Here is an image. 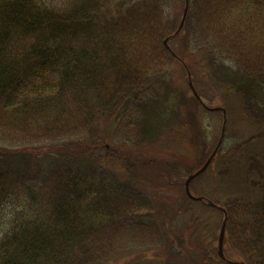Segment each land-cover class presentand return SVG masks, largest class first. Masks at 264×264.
Wrapping results in <instances>:
<instances>
[{
	"label": "trees",
	"instance_id": "obj_1",
	"mask_svg": "<svg viewBox=\"0 0 264 264\" xmlns=\"http://www.w3.org/2000/svg\"><path fill=\"white\" fill-rule=\"evenodd\" d=\"M171 3L0 0V142L13 147L0 149V214L10 213L0 264H124L129 251L162 248L164 231L153 215L158 204L119 175L112 160L100 155L88 161L84 143L99 147L87 140L94 127L116 121L124 142L151 138L152 104L161 97L154 87L169 63L184 62L181 50L203 53L208 70L230 78L242 100L252 97L251 90L264 92V0H182L181 16L188 4L182 27ZM243 113L264 121L257 103ZM36 153L46 155L44 166ZM122 166L139 175L130 163ZM248 169L256 178L248 182L242 170L238 177L252 194L212 204L184 191L183 199L202 207L183 200L181 208L158 209L171 214L186 208L198 220L206 208L223 218V207L224 240L240 263L264 264V171L253 163ZM188 234L185 229L184 238Z\"/></svg>",
	"mask_w": 264,
	"mask_h": 264
},
{
	"label": "rangeland",
	"instance_id": "obj_2",
	"mask_svg": "<svg viewBox=\"0 0 264 264\" xmlns=\"http://www.w3.org/2000/svg\"><path fill=\"white\" fill-rule=\"evenodd\" d=\"M171 2V10L178 21L182 0ZM181 52L186 53L184 62L190 67L191 74L178 60L172 61L165 68L168 74L161 84L157 83L154 87L155 94L161 97L160 101L152 104L157 109L154 112H157L155 116L150 115L152 125H148V128L154 132L151 138L147 136L137 142H124L115 133L116 121H107L94 127L92 137L87 138L93 143L98 142V149L93 148L91 143H84V153L90 156L89 162L96 163L100 155L108 161L112 160L115 167L118 166L116 169L119 175L136 183L158 204L153 215L164 231L162 248L146 252L129 251L120 260L124 264H225L216 255L222 219L220 213L206 208L208 213L197 220L190 216L186 208L183 209L185 212L176 209L171 214L158 209L165 205L181 208L182 205L178 204L183 200L188 202L187 206L196 209L202 207L199 202L183 199L184 183L187 176L203 165L215 149L224 118L227 128L224 140L219 145L220 150L206 170L189 185L192 196L224 204L240 193L252 194V188L243 178L248 176V182L256 178L249 172L250 163L264 171V121L257 122V119L243 113L244 107L252 103L264 107V92L251 90L252 97L243 101L240 94L234 92L227 83L230 78L220 77L218 73L212 74L208 70L203 53L192 50ZM189 80L201 93L203 103L216 109L215 112L203 110L195 102ZM219 109L224 110L225 116ZM11 148L0 142V149ZM115 152L121 158L129 159L123 161L114 157ZM36 155V161L44 166L46 155ZM123 163H130V169L139 175L136 177L126 169L122 170ZM240 170L243 171L242 178L238 177ZM9 218L8 211L0 214V237L8 226ZM185 229L189 231L186 238L183 235ZM223 245L227 261H241L240 255L230 249L224 239ZM206 258L211 259V262Z\"/></svg>",
	"mask_w": 264,
	"mask_h": 264
},
{
	"label": "water",
	"instance_id": "obj_3",
	"mask_svg": "<svg viewBox=\"0 0 264 264\" xmlns=\"http://www.w3.org/2000/svg\"><path fill=\"white\" fill-rule=\"evenodd\" d=\"M187 5H188V4L186 3V4H185V7H184L185 9H184L183 14H182V17H181V21H180V23H179V27H182L183 24H184V22H185V20H186L185 17H186L187 11H188ZM164 41H165V45L167 46V43H168L167 39H165ZM167 47H168V46H167ZM173 54H174V53H173ZM188 83H189V85H190V89H191L192 93L197 97V99H198L200 102H202V101H201V97L199 96V94H197L196 89H195L193 83H191L190 80H189ZM207 107H208V106H207ZM208 109L211 110V111H215V110H216V109L211 108V107H208ZM222 113H223L224 116H225V112H224V110L222 111ZM224 123H225V118H224V122H223V124H224ZM224 131H225V125H223V127H222L221 134H220L221 138L218 140V142H217V144H216V148H215V149L213 150V152L207 157L208 159L206 160V162L203 164V166H202L201 168H199L194 174L189 175V176L186 178V180H185L184 187H185L186 194H187L188 197H189L190 199H192V200H195V201H197V200H201V201L204 200L203 198H200V197H197V198H196V197H193L192 194H191V191H189V185H190L191 179H192L194 176H196L197 174H199V173L203 172L204 170H206L207 166H208V165L210 164V162L212 161L214 155H215L216 152H217V149L219 148L218 146H219L220 143H221V140H222V138H223ZM207 203H212V204H213V202L210 201V200H208ZM220 208H221V210L223 211L224 216H223L222 224H221L220 231H219L220 235H219V238H218V244H219V246H218V252H217V253H218V255H220V257L224 258L225 256L223 255V239H224V236H225V233H224V232H225V226H226L227 213H226V211L224 210L223 207H220ZM230 264H232V263H230ZM236 264H241V263H236Z\"/></svg>",
	"mask_w": 264,
	"mask_h": 264
}]
</instances>
